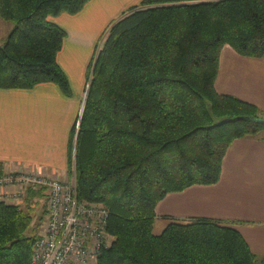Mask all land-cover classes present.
Masks as SVG:
<instances>
[{"label":"trees","instance_id":"trees-1","mask_svg":"<svg viewBox=\"0 0 264 264\" xmlns=\"http://www.w3.org/2000/svg\"><path fill=\"white\" fill-rule=\"evenodd\" d=\"M89 0H0L12 29L0 45V88L54 83L67 35L51 18ZM264 57V0H141L109 28L88 69L69 137L77 197L108 209L97 264H264L233 226L207 217L153 232L168 193L218 182L237 138L264 137V110L214 87L220 50ZM30 211L0 202V264H30Z\"/></svg>","mask_w":264,"mask_h":264},{"label":"crops","instance_id":"crops-1","mask_svg":"<svg viewBox=\"0 0 264 264\" xmlns=\"http://www.w3.org/2000/svg\"><path fill=\"white\" fill-rule=\"evenodd\" d=\"M141 0H89L76 14L51 18L67 32L57 61L68 76L71 95L51 82L30 89L0 88V170L65 178L68 142L80 110L87 61L110 18ZM12 25L0 18V43ZM67 59L72 80L61 60ZM214 87L264 110V57L243 56L230 45L219 54ZM153 232L171 221L207 217L236 228L258 257L264 256V137L235 139L215 184H195L168 193L157 204Z\"/></svg>","mask_w":264,"mask_h":264},{"label":"built area","instance_id":"built-area-1","mask_svg":"<svg viewBox=\"0 0 264 264\" xmlns=\"http://www.w3.org/2000/svg\"><path fill=\"white\" fill-rule=\"evenodd\" d=\"M63 179L0 170V200L8 196L4 190L9 186L24 200L45 199L46 227L33 245L30 264H96L94 258H98L101 248L110 245L107 207L79 199L76 189Z\"/></svg>","mask_w":264,"mask_h":264},{"label":"rangeland","instance_id":"rangeland-1","mask_svg":"<svg viewBox=\"0 0 264 264\" xmlns=\"http://www.w3.org/2000/svg\"><path fill=\"white\" fill-rule=\"evenodd\" d=\"M129 7L123 8V10H121L120 13H118V15H115L116 13H114V17L110 18L109 21H107V23L104 25L102 31L100 32V34L98 35V37L96 38V40L94 42L91 54H90L88 61H87L86 79L84 82V89H83V93H82V99H81L82 101L80 104V110L78 112L77 117L81 114L83 104L85 101V97H86V93H87V88H88V86H87L88 85L87 84V82H88L87 81L88 80L87 73H88L89 65H90L91 61L94 60L93 62H95V58H96L97 53L100 49L103 38L106 35V33L108 32L109 28L112 27V25L118 20L119 17L122 16V14L125 11H127L129 9ZM1 19H3V18H1ZM9 23L12 25L11 22H9ZM5 39L6 38L3 39L2 43L5 41ZM2 43H0V45ZM61 64L68 71L69 76H71V78L73 80L74 75L77 72H72L73 70H71L69 68L70 64L68 63L67 59L63 58L61 60ZM65 174H66V176L62 181L68 182V185H70L72 188L76 189L74 173H72V171L70 170V168H68V166L66 167ZM6 189L4 191H6L8 193V196L5 195L6 196L5 199H3V200L1 199L0 202L10 204V205H14V206H16L20 209H23V210L28 209L32 215V222H31V226L29 227V229L26 232L28 234L36 233L37 237L39 235H41L45 231V227H46L47 210H46L45 199L40 197L39 200L35 201L32 199V197H30L29 199L24 200V198H22L21 196L14 194L15 189L13 186H9V188H6ZM109 239H112L111 235H108V240ZM94 260H96V264H97V258L96 259L94 258Z\"/></svg>","mask_w":264,"mask_h":264}]
</instances>
